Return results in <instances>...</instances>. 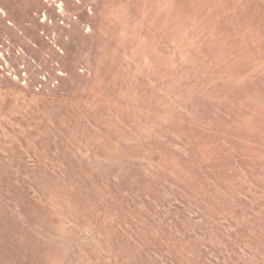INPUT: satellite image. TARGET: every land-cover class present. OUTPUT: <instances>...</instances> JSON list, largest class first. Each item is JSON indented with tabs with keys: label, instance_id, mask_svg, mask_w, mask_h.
Instances as JSON below:
<instances>
[{
	"label": "rangeland",
	"instance_id": "374dc122",
	"mask_svg": "<svg viewBox=\"0 0 264 264\" xmlns=\"http://www.w3.org/2000/svg\"><path fill=\"white\" fill-rule=\"evenodd\" d=\"M0 264H264V0H0Z\"/></svg>",
	"mask_w": 264,
	"mask_h": 264
}]
</instances>
